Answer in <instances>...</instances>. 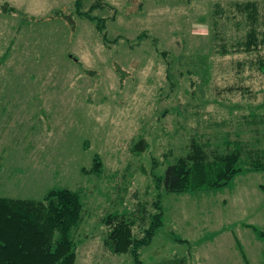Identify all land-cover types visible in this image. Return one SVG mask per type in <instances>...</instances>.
Instances as JSON below:
<instances>
[{"label":"rangeland","instance_id":"1","mask_svg":"<svg viewBox=\"0 0 264 264\" xmlns=\"http://www.w3.org/2000/svg\"><path fill=\"white\" fill-rule=\"evenodd\" d=\"M74 1L0 0V196L78 191L73 264H134L104 245L102 218L121 213L140 238L157 201L140 264H264V239L243 224L264 231V170L185 193L156 180L191 138L264 149V122H246L262 113L264 46L236 50L247 27L237 4L264 12V0Z\"/></svg>","mask_w":264,"mask_h":264},{"label":"trees","instance_id":"2","mask_svg":"<svg viewBox=\"0 0 264 264\" xmlns=\"http://www.w3.org/2000/svg\"><path fill=\"white\" fill-rule=\"evenodd\" d=\"M74 3L77 7L81 5L80 0ZM237 9L245 15L247 27L245 38L236 43V50L247 52L264 46V12L259 11L254 1L239 3ZM255 63L264 73V56H259ZM256 109L262 113L251 111L246 118L249 125L264 122V100ZM257 130L253 126L250 129L256 133ZM224 139L223 150L214 151L196 137L191 138L187 151L173 158L156 177L159 187L174 193L218 188L238 173L264 170V149L240 140ZM92 160L93 172H99V156L94 155ZM155 204L159 211L140 238L134 236L131 220L121 213L106 214L102 218L108 227L104 245L113 253L129 252L134 264H140L138 247L150 242L161 223L163 208L160 201ZM83 214L80 193L65 186L49 187L41 198L0 196V264H73L76 242L72 231L82 221ZM243 224L264 239L263 230L250 223Z\"/></svg>","mask_w":264,"mask_h":264},{"label":"water","instance_id":"3","mask_svg":"<svg viewBox=\"0 0 264 264\" xmlns=\"http://www.w3.org/2000/svg\"><path fill=\"white\" fill-rule=\"evenodd\" d=\"M58 13L59 12H56V14H58ZM62 16L64 18H66V20H68L70 22V24L72 25V27H73V19H72L71 15H69V14H63Z\"/></svg>","mask_w":264,"mask_h":264}]
</instances>
